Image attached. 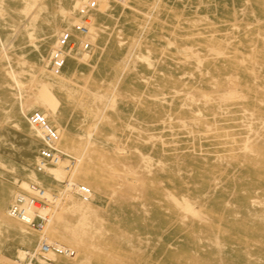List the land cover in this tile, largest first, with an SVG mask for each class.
<instances>
[{"label": "rangeland", "instance_id": "374dc122", "mask_svg": "<svg viewBox=\"0 0 264 264\" xmlns=\"http://www.w3.org/2000/svg\"><path fill=\"white\" fill-rule=\"evenodd\" d=\"M85 3L0 0V264L40 235L6 214L19 184L69 177L35 169V110L92 190L91 212L55 208L48 235L76 250L55 264H264V0H104L53 75Z\"/></svg>", "mask_w": 264, "mask_h": 264}, {"label": "built area", "instance_id": "2783aa9c", "mask_svg": "<svg viewBox=\"0 0 264 264\" xmlns=\"http://www.w3.org/2000/svg\"><path fill=\"white\" fill-rule=\"evenodd\" d=\"M103 1L86 0L85 7L80 11L79 21L74 25V30L80 38H75L69 30H63L58 35L56 47L51 50L48 60V66L52 73L58 74L61 72L69 51L72 53L84 52L90 49L91 43L83 37L89 33L90 13L97 9ZM27 121L30 125L36 127L40 133L41 143L36 154L35 169L38 172H43L46 167L56 165L64 159L65 153L58 147L59 133L39 111L30 112ZM75 162V158H68L67 168L71 169ZM32 185L31 191L26 190L16 194L7 208L10 216L26 222L27 225L41 233L35 251L29 252L17 264H52L51 255H74V250L71 247L54 241L43 233L49 220V209L44 212L43 208L48 207L49 202L44 198V189L39 185ZM68 190L83 197H89L90 195V189L85 185H74L73 188ZM26 198L29 202H26ZM28 205L31 206V214L27 212Z\"/></svg>", "mask_w": 264, "mask_h": 264}, {"label": "bare ground", "instance_id": "6f19581e", "mask_svg": "<svg viewBox=\"0 0 264 264\" xmlns=\"http://www.w3.org/2000/svg\"><path fill=\"white\" fill-rule=\"evenodd\" d=\"M34 1V0H33ZM126 1V0H125ZM31 4H33V3H31ZM30 6H33V5H30ZM99 7V6H98ZM26 9V8H25ZM36 17V16H35ZM90 17H91V15H90ZM30 36V35H29ZM33 37V36H32ZM33 42V41H32ZM89 42V41H88ZM56 47V46H55ZM70 53H71V51H69L68 53H67V58H68V56L70 55ZM67 58H66V61H67ZM65 66H66V63H65V65H64V67L62 68V70L65 68ZM48 69H49V66H48ZM62 70H61V72H62ZM49 71H50V73L51 74H53V75H59L60 73H58V74H55V73H52V71L49 69ZM231 82V81H230ZM234 85V84H233ZM42 103V102H41ZM24 109V108H23ZM35 111H38V110H35ZM32 112V111H31ZM39 112H41V111H39ZM30 113V112H29ZM28 113V114H29ZM42 113V112H41ZM28 114H27V116H28ZM43 114V113H42ZM44 115V114H43ZM47 115V114H46ZM46 115H44L45 117H46ZM47 118V117H46ZM47 120H48V118H47ZM49 121V120H48ZM50 123V122H49ZM51 124V123H50ZM52 125V124H51ZM32 126V125H31ZM56 130H57V128L54 126V125H52ZM34 128V132H36L39 136H40V133H39V130L36 128V127H33ZM58 131V130H57ZM58 133H59V131H58ZM59 142H60V136H59V140H58V147H59ZM59 149L60 150H62L63 152H66L63 148H60L59 147ZM76 158V165L74 164L73 165V168H71V169H69V168H67V164H66V162H64L63 160H61L58 164H56V165H51V166H48V167H46V169H45V171L44 172H46L47 174H49L50 176H52V178L53 179H55V180H57V181H63L64 179H65V175H66V173H68L69 172V177H68V179L67 180H65V184H64V186H63V189H61L60 190V192H59V194H50L49 192H47L42 186V188L44 189V198H45V200H47L48 202H49V205H48V207H44L43 208V211L44 212H47L48 211V209H49V220H48V222H47V224L45 225V228H44V230H43V233H45L48 237H50L51 238V235L49 236L48 235V229L50 230V228H51V224H52V221H53V217H54V212H55V208L58 206V204L60 203V201L62 200V199H65V198H68L69 196L71 197L72 195L71 194H73V192H71V190H68V189H70V188H73V186L74 185H85V184H82V183H80V182H77V181H75L74 180V176H75V174H76V171H78V167H79V165H80V163H81V159H80V157H78V156H76L75 157ZM36 161H37V159H36ZM84 175H87L88 177H91V172L89 171L88 172V170H83L82 172H81V176H83L84 177ZM72 176V177H71ZM35 181V180H34ZM18 183V182H17ZM39 183V182H38ZM32 184H35V185H39V184H36V183H30V184H27L26 182H21L20 184H19V186L20 187H22V188H24V190H20L18 193H20L21 191H26V190H29V191H31L32 190V187L31 186H33ZM40 186V185H39ZM85 186H87V185H85ZM87 187H89V186H87ZM89 189H90V195H89V197H83L82 195H80V194H77L78 196H79V198L77 199V200H79L80 201V203H82V204H84V203H86V205L87 204H89V201L91 200V197H92V190H91V188L89 187ZM18 193H16V194H18ZM15 194V193H14ZM171 195V194H170ZM15 197V196H14ZM13 197V198H14ZM13 198H12V200H13ZM172 199H174V197L172 198ZM11 200V201H12ZM177 201V200H176ZM26 202H29L28 201V199L26 198ZM178 202V201H177ZM79 203V204H80ZM75 204V203H74ZM181 204V203H180ZM177 205V204H176ZM80 206V205H79ZM84 206V205H83ZM76 207V206H75ZM60 208V207H59ZM91 208V206L90 205H87V206H85V209H83L84 210V212H88V211H90L89 209ZM74 210H76V208H74ZM182 210V209H181ZM184 210H187V211H189V212H192V213H195L196 215H197V213H196V211H195V209H193L192 207H190V205H188V203H186L185 202V205H184ZM79 211V210H78ZM82 211V210H81ZM27 212L29 213V214H31L32 213V210H31V206L30 205H28L27 206ZM76 212H77V210H76ZM83 212V211H82ZM91 212V211H90ZM60 213V212H59ZM6 214H7V216H9L10 218H13V219H17V218H15V217H12V216H10L9 214H8V212H7V208H6ZM81 214V213H80ZM194 215V214H193ZM80 217H81V215H80ZM87 217V216H86ZM198 218V217H197ZM18 220H20V219H18ZM22 223H24V224H26L27 225V223L26 222H24V221H22V220H20ZM20 222V223H21ZM84 223V222H83ZM61 224V223H60ZM11 225V224H10ZM7 226V225H6ZM9 226V225H8ZM29 226V225H28ZM14 228V227H13ZM64 228V227H63ZM65 228H67V226L65 227ZM72 228V227H71ZM79 228V227H78ZM17 229V228H16ZM19 229V228H18ZM20 229H21V227H20ZM62 229V228H61ZM76 229H77V227H76ZM76 229H74V230H76ZM70 230V229H69ZM77 230H79V229H77ZM53 231V230H52ZM57 231H59V230H57ZM55 232V231H54ZM60 232V231H59ZM65 232H68L67 230H65L63 233L65 234ZM70 232V231H69ZM76 232V231H75ZM58 233V232H57ZM77 233V232H76ZM60 234V233H59ZM78 234V233H77ZM61 235H62V233H61ZM64 236V235H63ZM40 237H41V233H40V235H39V237H38V240H37V244H36V246L33 248V249H26V250H22V251H20V252H17V254H16V258H17V260L18 261H20V260H23L24 258H25V256L29 253V252H34L35 251V249L37 248V246H38V243H39V239H40ZM61 237V236H60ZM77 237V236H76ZM75 236H73V235H71L70 234V236H69V238L71 239V241L72 240H74V242L77 244L78 243V239L76 238ZM79 237V236H78ZM67 238V237H66ZM52 239V238H51ZM68 239V238H67ZM52 240H54V239H52ZM78 240V241H77ZM54 241H56V240H54ZM64 245V244H63ZM75 245V244H74ZM79 245V244H78ZM73 249V248H72ZM74 250V255H72V256H69V255H51V261H52V264H55V262H54V260H55V258H57V257H68V258H72V257H75L76 256V250L75 249H73Z\"/></svg>", "mask_w": 264, "mask_h": 264}]
</instances>
